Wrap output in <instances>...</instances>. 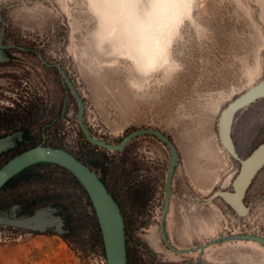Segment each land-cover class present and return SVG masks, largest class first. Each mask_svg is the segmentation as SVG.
Here are the masks:
<instances>
[{"label": "rangeland", "instance_id": "1", "mask_svg": "<svg viewBox=\"0 0 264 264\" xmlns=\"http://www.w3.org/2000/svg\"><path fill=\"white\" fill-rule=\"evenodd\" d=\"M127 6L122 9V0H0L3 43L34 49L65 70L83 97L93 136L118 144L150 128L173 140L180 162L166 226L174 247L206 245L231 233L264 237V168L245 195L246 215L220 198L210 202L216 191H233L240 170L222 145L221 117L264 82V0H129ZM143 22L151 23L154 37L167 35L157 63L146 68L134 24ZM13 59L1 65L6 93H0V113L26 117L24 127L40 143L42 128L55 118L45 130L47 145L96 163L99 174L100 164L111 171L106 180L126 216L130 264L196 262L198 253H174L161 237L170 162L165 145L152 136L133 140L122 152L89 143L77 124L79 104L60 72L27 54ZM232 139L242 160L264 144V97L236 113ZM35 170L39 181L0 193L1 212L17 207L18 216H26L36 202L51 199L45 208L78 219L82 231L65 240L53 230L40 234L0 225V264H100L97 217L83 189L55 166ZM137 189L142 199L135 200ZM201 264H264V248L223 243L207 249Z\"/></svg>", "mask_w": 264, "mask_h": 264}, {"label": "water", "instance_id": "2", "mask_svg": "<svg viewBox=\"0 0 264 264\" xmlns=\"http://www.w3.org/2000/svg\"><path fill=\"white\" fill-rule=\"evenodd\" d=\"M0 22L2 24L0 36L1 64L9 60L7 57V50H25V48L3 43L6 32V21L2 16L1 9ZM38 55L44 64L48 67H54L60 72L63 86H66L77 100L79 104L77 124L89 143L111 152H122L133 140L141 136H152L163 143L169 150L170 162L165 181V201L160 218L161 237L169 250L177 254L199 252L200 261L207 249L227 242H252L264 247V237L246 233H231L209 241L206 245H199L193 248L180 249L174 247L169 239L166 226L173 196L174 176L180 162L179 152L173 140L163 132L150 128L135 130L125 136L118 144H111L93 136L85 123V102L83 97L78 93L70 77L61 66L47 64L44 57L41 54ZM262 97H264V82L256 85L235 99L223 113L220 122L219 133L222 145L233 158L240 162V170L232 182L233 191H216L212 195L210 202L220 198L241 216L249 212V208L244 204L245 195L255 177L264 168V144L258 146L246 159H240L232 139V126L234 117L238 111ZM39 163L57 165L70 172L78 180L88 194L95 211L101 230L107 264H128L126 226L120 205L109 192L99 175L69 151L48 146L45 144V141H43L40 145L15 156L0 168V190L24 169ZM16 209L17 207H14L11 214L0 211L1 226L23 229L40 234L48 233L49 230H53L59 235L65 233L64 219L57 213V209L54 207L42 208L31 216L21 217L18 216ZM193 264H198V262H194Z\"/></svg>", "mask_w": 264, "mask_h": 264}, {"label": "trees", "instance_id": "3", "mask_svg": "<svg viewBox=\"0 0 264 264\" xmlns=\"http://www.w3.org/2000/svg\"><path fill=\"white\" fill-rule=\"evenodd\" d=\"M57 121V120H56ZM25 141L29 142V146L28 145H23V150L21 153L31 149V148H34L38 145H40L41 143L39 141H37L36 139H28L27 137L24 139ZM43 141H45V144L47 143V138H45ZM42 141V143H43ZM47 145V144H46ZM49 146V145H48ZM52 147H55V148H61V146H58V145H50ZM63 149V148H61ZM65 150V149H64ZM20 153V154H21ZM71 153V152H70ZM19 155V154H18ZM74 155V154H73ZM77 157V159H79L81 162H83L84 164H86L87 166H89L92 170H94L93 166H96V163L94 164L93 163V166L92 164H89L87 162H85L84 160H82V158H80L79 156L75 155ZM45 165H49V166H55L58 170H60L61 172H63L64 174L68 175L70 177V179L76 183L77 185H79L82 189H83V192L86 194L87 198L89 199L90 201V198L88 197V194L86 193V191L84 190V188L81 186V184L78 182V180L70 173L68 172L67 170L57 166V165H53V164H49V163H39V164H35L27 169H24L20 174H18L16 177H14L13 179H11L1 190H0V193L3 192L4 190L8 189V188H17L18 186L22 185V184H25V183H28V182H33V181H39L42 177V175H40V173H38L35 169L37 167H40V166H45ZM98 168L101 170V172L103 173L102 174H99V172H95L99 175L100 179L104 182V184L106 185V187L108 188L109 192L113 195V197L115 198V200L117 201V203L120 205L121 207V210H122V213H123V216H124V220H125V226H126V238H128V225H127V221H126V216L124 215V210L122 208V204L121 202L119 201L118 197L116 196V194L113 192V190L109 187L108 183H107V180L106 178L108 177L109 173H111V171H109V169H106L104 167V165L100 164L98 166ZM134 195H135V200H137V198L140 196V191H138V189L134 192ZM146 196H147V199H148V195L146 193ZM140 199H142V197L140 196ZM52 202L51 199H43L42 202L38 201L36 202L35 204L37 205H34V207L36 209H34L33 211H30L28 214H26V216H31L33 215L37 210H40L42 208H45V205L47 204V202ZM90 205L92 206V203L90 201ZM93 208V206H92ZM0 211L1 210V207H0ZM93 213L95 214V211L93 209ZM96 215V214H95ZM65 221H66V224H65V233L64 234H61L59 235L60 237H62L63 239L65 240H68L70 238H73L74 236L77 237V235L80 234V232L82 231V226H81V221H79L78 219H71L70 217L66 216V215H63ZM96 232L98 234V244L100 245L101 247V250L103 252V254L105 255V250H104V244H103V239H102V235H101V230H100V226L98 224V221H96ZM127 252H128V264H130V254H129V249H128V240H127Z\"/></svg>", "mask_w": 264, "mask_h": 264}, {"label": "flooded vegetation", "instance_id": "4", "mask_svg": "<svg viewBox=\"0 0 264 264\" xmlns=\"http://www.w3.org/2000/svg\"><path fill=\"white\" fill-rule=\"evenodd\" d=\"M15 46H18V45H15ZM16 53L27 54L41 61L38 55V54H41L40 52H37L34 49L25 48V50H20V49L7 50V57L9 58V60L4 63L13 62L14 61L13 57L16 55ZM4 63L0 64V70L2 68L1 65ZM44 66L47 69H55L54 67H48L46 64H44ZM3 74L4 73L0 71V81L3 79H6V77ZM1 86L2 85L0 84V87ZM0 93H6V91L0 88ZM23 118L25 121L27 120L26 117H23ZM20 119L21 117L19 116L8 117L6 114L0 113V149H4L5 147L9 146L7 150L0 152V168H2L9 160L14 158L18 154H20L23 150V145H29V142L24 140L26 137L28 139H33L31 137L30 131L26 129L23 125L24 120L21 121ZM55 123H56V119L53 118L51 123L47 124L44 128H42L44 139L47 138L45 136L46 128L49 129V128L54 127ZM59 214L63 217V214L61 213ZM64 222L66 224L65 219H64ZM195 253L199 254V252H195ZM202 259L199 261V257H198V260L196 262H198V264H201ZM193 263L194 262H192L191 264Z\"/></svg>", "mask_w": 264, "mask_h": 264}, {"label": "bare ground", "instance_id": "5", "mask_svg": "<svg viewBox=\"0 0 264 264\" xmlns=\"http://www.w3.org/2000/svg\"><path fill=\"white\" fill-rule=\"evenodd\" d=\"M128 2L129 0H122V9L128 8L127 6ZM170 7H172L171 4H169L168 7L165 9L166 13L167 12L169 13ZM134 24L135 26L138 27L139 31H141L140 34L142 37V42H144L143 44L140 43L141 45L140 49L137 47V51L140 54V59L142 60V66L143 68L153 66L157 63L158 57L161 55V52L164 50L163 40L164 37L167 35L162 36L160 38L154 37L150 22H143L142 26L138 23H134Z\"/></svg>", "mask_w": 264, "mask_h": 264}, {"label": "built area", "instance_id": "6", "mask_svg": "<svg viewBox=\"0 0 264 264\" xmlns=\"http://www.w3.org/2000/svg\"><path fill=\"white\" fill-rule=\"evenodd\" d=\"M99 262H100V264H107L106 256L103 254V252L100 255Z\"/></svg>", "mask_w": 264, "mask_h": 264}]
</instances>
